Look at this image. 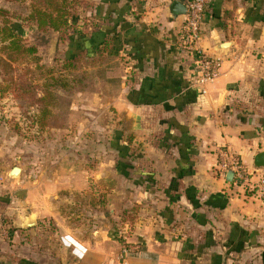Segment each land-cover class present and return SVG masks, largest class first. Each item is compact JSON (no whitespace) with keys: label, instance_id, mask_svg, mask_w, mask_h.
<instances>
[{"label":"crops","instance_id":"obj_1","mask_svg":"<svg viewBox=\"0 0 264 264\" xmlns=\"http://www.w3.org/2000/svg\"><path fill=\"white\" fill-rule=\"evenodd\" d=\"M171 1L98 0L94 14L105 39L128 34L117 54L129 61L122 95L139 135L119 144L116 157L138 185L139 202L157 215L149 212L123 237L127 246L65 231L55 251L24 243L14 253L0 243V264H119L121 249L123 264H264V201L250 191L234 197L216 170L227 149L252 183L259 174L253 161L264 151V0H212L207 7L198 48L221 69L203 94L189 85L195 60L181 45L184 16L170 15ZM137 149L135 170L123 160Z\"/></svg>","mask_w":264,"mask_h":264},{"label":"rangeland","instance_id":"obj_2","mask_svg":"<svg viewBox=\"0 0 264 264\" xmlns=\"http://www.w3.org/2000/svg\"><path fill=\"white\" fill-rule=\"evenodd\" d=\"M68 1V28L55 32L29 19L33 9L44 10V0H0V27L9 25L22 47L35 49L19 52L0 39V243L10 251L24 243L55 251L65 231L127 246L123 237L133 235L149 212L157 215L139 202L138 185L125 178L129 173L116 157L119 144L139 135L122 95L129 61L110 51L113 43L98 52L69 43L73 31L93 29L98 0ZM137 150L123 160L135 170ZM14 167L21 169L19 177L9 176ZM235 190L244 199L243 189ZM28 218L36 225L26 229ZM126 259L121 249L118 263Z\"/></svg>","mask_w":264,"mask_h":264},{"label":"built area","instance_id":"obj_3","mask_svg":"<svg viewBox=\"0 0 264 264\" xmlns=\"http://www.w3.org/2000/svg\"><path fill=\"white\" fill-rule=\"evenodd\" d=\"M212 0H188L186 3V14L183 22V33L181 45L193 55L195 69L191 73L190 87L205 92L204 86L212 83L220 73L221 61L210 58L198 48L200 40V27L205 19L206 9ZM219 160L216 165L218 173L225 177L232 173L230 181L232 187H241L244 192L250 191L254 197L264 201V171H259L256 182L252 183V174L244 168L241 159L231 151L223 149L219 151ZM126 253V251H124Z\"/></svg>","mask_w":264,"mask_h":264},{"label":"trees","instance_id":"obj_4","mask_svg":"<svg viewBox=\"0 0 264 264\" xmlns=\"http://www.w3.org/2000/svg\"><path fill=\"white\" fill-rule=\"evenodd\" d=\"M68 2V0H61L60 2H57L56 0H44V10L33 9L29 15V19L34 20L39 29L49 28L55 32L64 31L68 28L69 23ZM50 9L51 11H48ZM94 19L96 23L93 25V29L89 34L83 35L79 31H73L69 35V43L76 40V43L90 44L93 46V49L97 50L96 52L99 51L101 46H103V48H109V45L113 43L111 51H113L114 54L120 50L122 44H129L130 41L128 40L127 33H125L124 36H120L119 34L111 37L109 40L105 39L107 38L104 35L105 33L100 32L102 25H100L96 18ZM0 39L1 41H8L9 48L11 49L30 54L35 53V49L33 47H22L20 37L13 33L12 28L9 25L4 24L3 27H0ZM78 52L80 53L81 50L73 53L70 57H66L65 60L67 64H73V62L77 59L79 54ZM1 64L5 65V62L0 59V65ZM34 102H41V99H35ZM42 115L44 116V114Z\"/></svg>","mask_w":264,"mask_h":264},{"label":"water","instance_id":"obj_5","mask_svg":"<svg viewBox=\"0 0 264 264\" xmlns=\"http://www.w3.org/2000/svg\"><path fill=\"white\" fill-rule=\"evenodd\" d=\"M188 0H172L169 5V13L171 16H185L186 14V3ZM253 168L256 170L264 171V151L257 153L254 157ZM21 173V169L14 167L9 171V176L14 177ZM232 173H227L226 181H230ZM28 222L24 223L23 226L27 228H32L36 225V221L33 218H28Z\"/></svg>","mask_w":264,"mask_h":264},{"label":"bare ground","instance_id":"obj_6","mask_svg":"<svg viewBox=\"0 0 264 264\" xmlns=\"http://www.w3.org/2000/svg\"><path fill=\"white\" fill-rule=\"evenodd\" d=\"M19 175H20V173H19L18 175H14V177H13V178L19 177ZM27 222H28V220H26V222H25V223H27Z\"/></svg>","mask_w":264,"mask_h":264}]
</instances>
